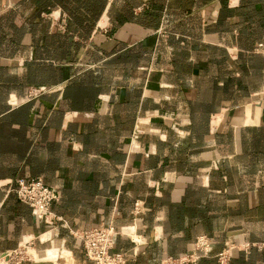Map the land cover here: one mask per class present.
<instances>
[{
  "label": "crops",
  "instance_id": "1",
  "mask_svg": "<svg viewBox=\"0 0 264 264\" xmlns=\"http://www.w3.org/2000/svg\"><path fill=\"white\" fill-rule=\"evenodd\" d=\"M263 38L264 0H0V253L88 264L69 230L110 223L126 264L200 233L196 264H264ZM15 177L57 192L49 220Z\"/></svg>",
  "mask_w": 264,
  "mask_h": 264
},
{
  "label": "built area",
  "instance_id": "2",
  "mask_svg": "<svg viewBox=\"0 0 264 264\" xmlns=\"http://www.w3.org/2000/svg\"><path fill=\"white\" fill-rule=\"evenodd\" d=\"M255 50L264 52V38L256 45ZM29 88H31L29 86ZM34 90V91H33ZM47 90L44 85L32 86L26 93V97H33ZM12 190L15 196L30 207L33 218L47 221L51 218L49 205L57 198V192L47 185L40 177L24 179L22 177L14 178ZM140 203L134 201L132 211L136 213ZM54 219H60V216L54 215ZM72 235L79 238L84 257L89 261L88 264H126L125 253L121 250L111 249L112 234L115 228L110 223H99L82 229L69 230ZM131 241L136 243L139 239L133 234H129ZM210 237L205 233L197 234L189 250L177 255L165 254L153 264H196L201 256L209 253ZM238 247V244L228 243L221 247L214 254L216 264H230V249ZM20 247L13 251L1 252L0 255L7 257L12 252L16 253Z\"/></svg>",
  "mask_w": 264,
  "mask_h": 264
},
{
  "label": "rangeland",
  "instance_id": "3",
  "mask_svg": "<svg viewBox=\"0 0 264 264\" xmlns=\"http://www.w3.org/2000/svg\"><path fill=\"white\" fill-rule=\"evenodd\" d=\"M46 17V16H45ZM33 87H35L34 85H32ZM32 86L30 85L31 88H29V86L26 89V93L29 89L32 90ZM34 91V90H33ZM32 243H24L23 246L20 247L19 251H17L16 253H11L10 255H8L7 257H3L8 264H19L22 263L24 261H32V256L30 254V249H28V247H31Z\"/></svg>",
  "mask_w": 264,
  "mask_h": 264
},
{
  "label": "bare ground",
  "instance_id": "4",
  "mask_svg": "<svg viewBox=\"0 0 264 264\" xmlns=\"http://www.w3.org/2000/svg\"><path fill=\"white\" fill-rule=\"evenodd\" d=\"M0 264H7V261L3 258L2 255H0Z\"/></svg>",
  "mask_w": 264,
  "mask_h": 264
}]
</instances>
